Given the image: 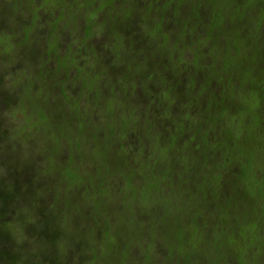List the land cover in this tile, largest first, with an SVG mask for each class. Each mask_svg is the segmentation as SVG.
<instances>
[{
	"label": "trees",
	"instance_id": "16d2710c",
	"mask_svg": "<svg viewBox=\"0 0 264 264\" xmlns=\"http://www.w3.org/2000/svg\"><path fill=\"white\" fill-rule=\"evenodd\" d=\"M0 55L44 142L0 131V264H264V0H0Z\"/></svg>",
	"mask_w": 264,
	"mask_h": 264
},
{
	"label": "rangeland",
	"instance_id": "374dc122",
	"mask_svg": "<svg viewBox=\"0 0 264 264\" xmlns=\"http://www.w3.org/2000/svg\"><path fill=\"white\" fill-rule=\"evenodd\" d=\"M22 34L17 32L15 34V36H13L14 40L18 39V38H20V39L23 38ZM6 51L9 52V49L6 48ZM0 57L4 58V60L7 58L4 55H0ZM11 57H13V55ZM13 59L14 58H12L9 61L5 60V62H2V60L0 61L1 70L4 68V66H5V69H8L7 72H4L5 75L0 80V82H2V84H1L2 88H0V126H1L0 131L4 132V133H7V132L9 133L8 138L5 142V150L1 154H2V157L5 159L10 158V159L16 160L18 162H25V161H29V160H33L35 158H38L39 156H36L37 153L35 154V152L38 151L39 154H41V151L43 149L42 147L40 148V146H39L40 144H44L43 139L41 140L39 133L32 132L30 130L29 131L28 130L23 131L21 128L22 126H24L25 122L27 123V120L29 119L30 114H31L30 113L31 110L34 111V108L41 105V102L39 101L40 99H35L32 96V92L30 93L29 85L27 86L28 93H26V91L24 89V85H22V83H20V79L22 77H24L23 75L29 74V71H28L26 64L20 65L19 59H17V62L15 61L16 59L15 60H13ZM29 63H32V62H29ZM1 64H3V65H1ZM52 68L53 67H51V69ZM0 75H1V73H0ZM62 76H65V73ZM3 91L5 92V95L3 94ZM34 92H36V94H35L36 96H39L40 94L37 95V93L41 92V88H39V90H35ZM11 94H14L15 102H17V104H15V105H14L12 99L9 100V96ZM6 99H8L7 100L8 106H7ZM26 133H30V135L26 136ZM38 139H40L41 141ZM0 151H1V149H0ZM39 163H40V161L37 164H39ZM24 166L25 165H23V167H21L18 170V172H21L23 170ZM3 174H4V172L0 173V175H1L0 178H4ZM13 177L16 180L21 181V179L18 176H13ZM51 177H52V175H51ZM35 178L39 179V181L41 183H43L42 180H40V178H38V176ZM10 184H11V182H10ZM22 184H24V181ZM3 189H5V188H3ZM72 198H74V197H72ZM28 213L34 214V212H30V211H28ZM38 213H40V212H36V214H38ZM37 217H38V220L41 218L40 216H37ZM76 218L82 219L81 216L79 217L78 215ZM110 218L115 219L112 216ZM75 220L76 219H73L70 222L64 224V226H66L70 229L71 233H75L74 232L75 231V225L73 223ZM107 223H109V222H107ZM85 224L86 223H81V227H84ZM109 224H111L112 227L115 228L113 226V223H109ZM47 226H48V223L47 224L41 223L39 230H44L45 228H47ZM115 226H116V224H115ZM25 234H26V230L23 229V234H22L23 240L21 242H18V244H21L22 249H27L29 247H32L33 243H35L34 241L29 240L28 238L24 237ZM44 241H46V240H44ZM42 243L44 245V248H43V250H39L41 252V257L48 259L49 258L48 256L51 253V251H50L51 248L48 247L49 243H47V242H42ZM59 243L62 245L63 243H69V242H66V240H64V241H60ZM7 248L9 250L13 251V248L15 249V244H12V245L8 244ZM16 249L20 250L18 247ZM81 253H82L81 250L75 251V252H73V250H72V252L70 254L79 255ZM133 257L134 258L135 257L140 258V257H142V255L140 253L136 252L135 254H133ZM41 262H42V260H38L39 264Z\"/></svg>",
	"mask_w": 264,
	"mask_h": 264
}]
</instances>
